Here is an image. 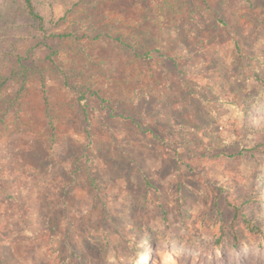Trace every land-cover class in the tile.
<instances>
[{
  "label": "rangeland",
  "instance_id": "1",
  "mask_svg": "<svg viewBox=\"0 0 264 264\" xmlns=\"http://www.w3.org/2000/svg\"><path fill=\"white\" fill-rule=\"evenodd\" d=\"M31 1L43 31L0 0V264H264V0Z\"/></svg>",
  "mask_w": 264,
  "mask_h": 264
},
{
  "label": "trees",
  "instance_id": "2",
  "mask_svg": "<svg viewBox=\"0 0 264 264\" xmlns=\"http://www.w3.org/2000/svg\"><path fill=\"white\" fill-rule=\"evenodd\" d=\"M21 4H22V7L24 8V10H25V12L27 13V15L34 21V22H36V24L38 25V28L41 30V31H43V29H44V20H43V18L38 14V13H36L35 12V7L33 6V4H32V1L31 0H21ZM63 37H65V35L63 36ZM143 59H148L149 58V55H144L143 57H142ZM80 98L83 100V98H84V100H85V94H83L82 95V97L80 96ZM261 112H264V110H262ZM263 148L264 147V144L263 145H261L260 146V148ZM255 149L256 151H258L259 153H263V155H264V149ZM246 149H244V148H240V150H239V152H238V154H240V155H242V154H244V151H245ZM236 156V155H235ZM248 204V203H247ZM262 206H264V202H262V204H261ZM238 210V208H235V211H237ZM242 213L241 212H239L238 214H235L234 215V218H241V220H242V222L244 223L243 224V227L246 229V231H250V232H252V234H254V235H260L261 236V243H260V246L262 245V247H264V233H261L258 229H257V227H255L252 223H250L249 221H247V218H246V216H244V215H242ZM241 216V217H240ZM220 224H219V228H221V232H220V235L222 234V221L220 220V222H219ZM217 245L214 247V249H212V250H216L217 252L220 250V241H217V243H216ZM239 244H240V242L238 241V240H236V241H232L230 244H229V246L228 247H231V248H233V249H236V248H238V246H239Z\"/></svg>",
  "mask_w": 264,
  "mask_h": 264
}]
</instances>
